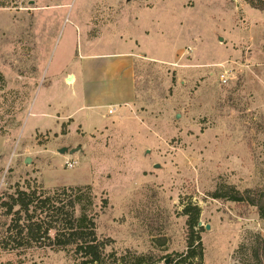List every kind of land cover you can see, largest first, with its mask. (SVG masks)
<instances>
[{"label": "rangeland", "instance_id": "obj_1", "mask_svg": "<svg viewBox=\"0 0 264 264\" xmlns=\"http://www.w3.org/2000/svg\"><path fill=\"white\" fill-rule=\"evenodd\" d=\"M251 1L0 0V196L90 186L97 233L113 240L106 264H171L186 250L183 210L195 206L202 264H253L264 221L254 207L210 196L233 188L264 197V11ZM84 41L99 43L97 53L124 43L138 53L128 115L110 120L114 103L103 101L80 121L84 132L29 118L34 94H47L59 117L87 113L73 112L83 86L53 77L70 70ZM10 225L0 209V243ZM0 264L77 260L70 250L0 244Z\"/></svg>", "mask_w": 264, "mask_h": 264}, {"label": "trees", "instance_id": "obj_2", "mask_svg": "<svg viewBox=\"0 0 264 264\" xmlns=\"http://www.w3.org/2000/svg\"><path fill=\"white\" fill-rule=\"evenodd\" d=\"M250 3L252 8L264 11L263 1L253 0ZM210 196L215 200L254 207L264 221V197L260 194L249 191L240 193L233 188L223 191L219 188ZM94 199L88 185L56 188L35 186L27 191L17 187L13 194H2L0 209L11 218L6 237L0 243L2 250L12 252L33 246L55 252L70 250L77 264H106L109 257L106 250L113 245V240L97 233ZM107 205V200H102L100 210ZM183 215L187 217L186 250L176 254L171 264H202L203 248L199 236L202 228L195 230L199 209L187 205ZM143 259L136 258V264ZM253 264H264L262 239H258Z\"/></svg>", "mask_w": 264, "mask_h": 264}, {"label": "crops", "instance_id": "obj_3", "mask_svg": "<svg viewBox=\"0 0 264 264\" xmlns=\"http://www.w3.org/2000/svg\"><path fill=\"white\" fill-rule=\"evenodd\" d=\"M83 43L84 49H82L80 55L73 56L70 70L65 72L59 70L57 73H54L56 75H53V77L54 79L60 77L59 79L69 86L78 83L83 86L80 92L75 94L74 98L79 101L80 104L73 112L87 113L81 120H75L71 117L72 114L59 117L51 108L53 101L48 98L47 94L37 98H35L34 94L29 118L34 117L43 120H53L52 117H54L55 119L53 121L55 125L62 126L67 123H69V125L71 124L67 127V131H71L73 129L72 126L75 124L80 125L82 129L80 121L88 124L92 118L91 110L93 108L102 107L103 101L114 103L106 105L109 107L106 115H115V117H111L110 120L121 121L123 117L128 115V111L125 107H129L135 100L134 64L139 56L138 53L131 48L126 49V43H124L123 47L118 51L104 53L92 51V48L99 43L92 44L86 41ZM70 77L73 78L72 84H68ZM117 104L124 106V108L120 111H116L115 107L111 109L112 106H116ZM109 111H111V114L108 113ZM106 115H104L105 120H108L110 117H106ZM95 128L96 127L90 128L88 135L94 134ZM38 129L39 128L35 127L34 131L42 132ZM54 133L57 134V130H55ZM5 144V141L0 138V155H6L7 151ZM24 147L27 146L25 145ZM31 147L32 145L30 144L28 148Z\"/></svg>", "mask_w": 264, "mask_h": 264}, {"label": "built area", "instance_id": "obj_4", "mask_svg": "<svg viewBox=\"0 0 264 264\" xmlns=\"http://www.w3.org/2000/svg\"><path fill=\"white\" fill-rule=\"evenodd\" d=\"M228 76H229V73L225 71L223 74L219 76L220 82L223 84H226L230 80V77ZM108 113L111 114V111H109ZM76 165H77V160L72 159V158H69L64 162V167L68 169H73Z\"/></svg>", "mask_w": 264, "mask_h": 264}, {"label": "water", "instance_id": "obj_5", "mask_svg": "<svg viewBox=\"0 0 264 264\" xmlns=\"http://www.w3.org/2000/svg\"><path fill=\"white\" fill-rule=\"evenodd\" d=\"M129 1H130V0H129ZM65 150H66V149H61V150H59V153H60V154H64V153H65ZM72 152H73V151H70V153H72ZM25 163H26V164H29V163H30V159H29V158L25 159ZM165 264H168V261H166Z\"/></svg>", "mask_w": 264, "mask_h": 264}, {"label": "bare ground", "instance_id": "obj_6", "mask_svg": "<svg viewBox=\"0 0 264 264\" xmlns=\"http://www.w3.org/2000/svg\"><path fill=\"white\" fill-rule=\"evenodd\" d=\"M73 83V78H69V80H68V84H72Z\"/></svg>", "mask_w": 264, "mask_h": 264}]
</instances>
